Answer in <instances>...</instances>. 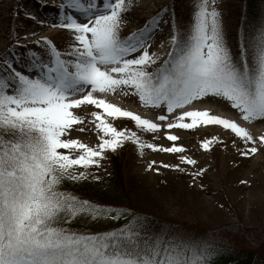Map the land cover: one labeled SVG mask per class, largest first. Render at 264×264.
<instances>
[{"label": "snow or ice", "instance_id": "1", "mask_svg": "<svg viewBox=\"0 0 264 264\" xmlns=\"http://www.w3.org/2000/svg\"><path fill=\"white\" fill-rule=\"evenodd\" d=\"M56 7L62 16L59 27L73 34L70 52L61 53L42 37L51 58L43 62L32 53V66L40 70L35 75L18 70L14 57H0L4 62L0 67V264H209L210 248L167 232L166 239L148 236L137 218L104 233L61 226L78 216L95 219L115 210L60 191L59 185L64 178L85 179L86 171L74 170L98 166L106 149L114 151L124 141L134 140L141 150L146 146L170 153L185 151L171 131L165 135L172 146L164 148L141 141L134 131L117 129L108 118H130L139 129L152 133L220 125L242 141V156L255 154L257 144L264 145V135L256 138L236 120L209 109H182L214 96L227 100L243 120L264 118V23L241 38L234 56L216 0H199L190 28L177 29L168 58L149 71L157 59L149 51V28L125 39L119 36L126 0L99 4L65 0ZM73 9L83 14L84 22ZM65 55L70 59H63ZM125 89L145 106L181 111L174 119L160 115L155 122L96 95ZM84 104L100 109L92 113L100 141L95 147L64 138L73 125L84 122L74 111ZM201 146L208 149L211 141L204 140ZM180 159L196 163L185 155ZM121 214L117 212L115 218Z\"/></svg>", "mask_w": 264, "mask_h": 264}, {"label": "rangeland", "instance_id": "2", "mask_svg": "<svg viewBox=\"0 0 264 264\" xmlns=\"http://www.w3.org/2000/svg\"><path fill=\"white\" fill-rule=\"evenodd\" d=\"M64 2L65 0H0V57L6 54L9 58L14 57L18 61L15 65L18 70L35 75L40 70L32 66V53L43 58V62H50L51 58V50L41 40L42 37L51 40L61 53L70 52L74 42L73 34L70 30L59 27L62 16L56 7ZM93 2L99 4L100 0ZM198 2L199 0H126L119 36L123 38L147 26L151 32L149 51L157 57L156 64L151 65L149 71H155L172 50L171 36L177 29L183 32L190 28ZM216 5L221 13L225 40L235 54L244 0H216ZM71 11L84 22L81 12L74 9ZM153 18L157 19L156 24L152 23ZM260 23H264V0L250 34ZM62 58L70 59L67 55ZM3 66L4 62L0 59V67ZM126 91L128 94H125ZM96 95L155 122H159L157 118L160 115H168L170 120L174 119L181 111L168 113L166 106H145L137 95L127 89ZM188 106L191 109H209L212 114L236 120L256 138L264 135V118L243 120L241 113L221 97L209 96ZM98 110L100 109L96 106L88 104L74 109L84 122L73 125L64 138L80 139L95 147L100 141L92 113ZM108 120L117 129L136 132L141 141L164 148L172 146L173 142L165 135L166 131H171L179 137L176 143L182 145L185 151L170 153L146 146L141 150L134 140H128L114 151L106 149L103 157L99 158L98 166L87 169L77 167L74 171H86L85 180L104 181L111 174L115 157L121 163L124 186L131 205L173 224L175 231L172 234L191 240H208L238 247L244 252L253 253L256 264H264V145L257 144L258 151L255 154L242 156L241 151L245 147L242 141L231 130L220 125L162 129L152 133L139 129L130 118ZM213 137L217 139L212 140ZM204 140L211 141L210 148L201 146ZM181 155L196 163L181 161ZM149 164H153L152 168H149ZM174 165H179L180 168L177 169ZM201 169L204 170L203 173L197 175ZM116 215L117 213L95 219L83 215L82 218L90 226L87 223L100 225L114 220ZM163 232L161 230L157 236H162Z\"/></svg>", "mask_w": 264, "mask_h": 264}, {"label": "trees", "instance_id": "3", "mask_svg": "<svg viewBox=\"0 0 264 264\" xmlns=\"http://www.w3.org/2000/svg\"><path fill=\"white\" fill-rule=\"evenodd\" d=\"M262 1L263 0H244L239 26L240 36L236 43L237 50L234 56L238 54L241 38L245 35H251V27L255 22ZM130 35L131 34L121 39H125ZM113 160L111 174L104 181H88L85 179L72 180L64 178L59 185V190L70 193L81 200L90 201L93 205L114 209L115 211H112L111 214H116L117 212L122 213L119 218L102 223L104 226L102 224L92 225L91 223H87L90 224L89 226L84 222L82 215L78 216L70 223L61 226L68 227L80 233H104L122 229L134 223V218H137L139 223L145 226L146 235L154 236L162 230L164 232L161 237L166 239L167 237H164L163 234L166 232L173 233L175 231L172 228L173 224L161 220V218L155 217L152 214L143 212L131 205L124 186L121 163L117 161L115 157H113ZM193 241L201 243L204 247L211 249L208 255L209 264H256L253 253L248 251L244 252L238 247H231L224 243L208 240L198 239Z\"/></svg>", "mask_w": 264, "mask_h": 264}, {"label": "bare ground", "instance_id": "4", "mask_svg": "<svg viewBox=\"0 0 264 264\" xmlns=\"http://www.w3.org/2000/svg\"><path fill=\"white\" fill-rule=\"evenodd\" d=\"M53 3H55L54 1H53ZM191 108L189 107V106H185V108L184 109H182V110H190ZM264 128V127H263Z\"/></svg>", "mask_w": 264, "mask_h": 264}]
</instances>
